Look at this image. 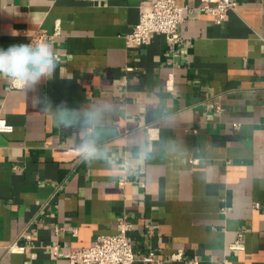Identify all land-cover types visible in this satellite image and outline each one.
<instances>
[{
	"label": "crops",
	"instance_id": "1",
	"mask_svg": "<svg viewBox=\"0 0 264 264\" xmlns=\"http://www.w3.org/2000/svg\"><path fill=\"white\" fill-rule=\"evenodd\" d=\"M177 1L179 42L133 45L152 0H0V47L45 30L60 58L33 89L0 78V264H74L56 248L123 218L135 264H264V0L222 24ZM65 104L95 127L55 123Z\"/></svg>",
	"mask_w": 264,
	"mask_h": 264
},
{
	"label": "built area",
	"instance_id": "2",
	"mask_svg": "<svg viewBox=\"0 0 264 264\" xmlns=\"http://www.w3.org/2000/svg\"><path fill=\"white\" fill-rule=\"evenodd\" d=\"M201 10L213 16L218 24H222L231 11L237 9L236 0H202ZM185 7L177 0H152L149 9L141 12L139 21L132 31L126 35L127 43L143 45L149 42L152 33H161L167 36L173 44L179 42L178 29L186 18ZM53 33L45 30L36 31L29 42H52ZM12 88H22L11 82ZM13 127L3 117H0V132H10ZM132 224L126 219L118 221L117 232L110 235H100L89 245L79 247L68 252H55L70 258L74 264H135L137 257L134 251L129 232ZM240 247V245H236ZM239 248V249H240ZM242 249V248H241ZM150 252L145 260H152Z\"/></svg>",
	"mask_w": 264,
	"mask_h": 264
},
{
	"label": "clouds",
	"instance_id": "3",
	"mask_svg": "<svg viewBox=\"0 0 264 264\" xmlns=\"http://www.w3.org/2000/svg\"><path fill=\"white\" fill-rule=\"evenodd\" d=\"M59 64L60 58L50 42L13 43L6 48L0 47V78H6L24 89H33L43 79L54 78ZM40 99L45 105L42 110L53 109L48 97ZM81 115L87 125L95 127L96 111L81 114L66 104L55 106L54 122L67 126L79 120ZM98 153L94 143L86 140L82 145L83 158H95Z\"/></svg>",
	"mask_w": 264,
	"mask_h": 264
}]
</instances>
